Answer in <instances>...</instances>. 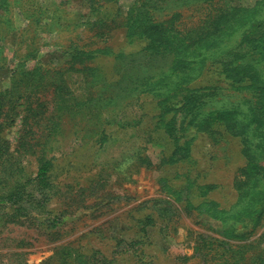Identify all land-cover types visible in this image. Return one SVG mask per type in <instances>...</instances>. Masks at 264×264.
<instances>
[{"label": "rangeland", "instance_id": "rangeland-1", "mask_svg": "<svg viewBox=\"0 0 264 264\" xmlns=\"http://www.w3.org/2000/svg\"><path fill=\"white\" fill-rule=\"evenodd\" d=\"M1 93L0 264H264V0H0Z\"/></svg>", "mask_w": 264, "mask_h": 264}, {"label": "trees", "instance_id": "trees-1", "mask_svg": "<svg viewBox=\"0 0 264 264\" xmlns=\"http://www.w3.org/2000/svg\"><path fill=\"white\" fill-rule=\"evenodd\" d=\"M95 50L103 51L102 48H97ZM36 69L37 67L32 68V69H27L25 71H27L28 73H34ZM16 83L20 84V80H17ZM5 98H6V95L1 93L0 94V127H3L4 124L7 122V120L9 119L6 113V109H5L6 105L8 103L12 104L13 102L11 100L12 98L11 96L9 97V99L5 100ZM35 109H36V106L33 105L32 101H28L27 104H25L24 111L26 114L24 117L26 118V120H28L30 117L34 115ZM19 112H21V110H19ZM21 137L23 139V142H21V145H23L24 152H20L17 156H15L13 163H16L18 164V166H20L22 164L23 156H27L28 153H32V152L35 153L37 144L40 143L42 145V148L40 150L41 151L40 154L37 157L38 158V170H37L35 179L37 181V185L39 186V188L44 191L45 189L50 188L49 177H50V171L53 167V160L51 157L48 156L49 155L48 151L51 148L46 146L48 143L46 140H49L48 136L45 138L44 141H40V142H38L37 139L33 137L29 138L28 135L26 136L25 134H23ZM7 142L8 141L6 139H3L0 137V165H5V164L7 165V161L9 160L8 156H11V155H8L9 149L7 146ZM6 154L8 156H6ZM10 162H12L11 159H10ZM13 163H9L8 167H10V165ZM24 187L25 185L20 184L17 181L10 184L9 186H7V190L3 192V194L0 195V203H3L5 205H9V204L13 205V207L15 206L17 210L21 209L22 202H23L22 200H24L23 199Z\"/></svg>", "mask_w": 264, "mask_h": 264}]
</instances>
